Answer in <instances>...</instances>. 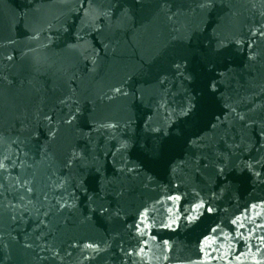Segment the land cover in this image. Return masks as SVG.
I'll return each mask as SVG.
<instances>
[{
  "label": "water",
  "instance_id": "95a60500",
  "mask_svg": "<svg viewBox=\"0 0 264 264\" xmlns=\"http://www.w3.org/2000/svg\"><path fill=\"white\" fill-rule=\"evenodd\" d=\"M0 264H264V0H0Z\"/></svg>",
  "mask_w": 264,
  "mask_h": 264
}]
</instances>
